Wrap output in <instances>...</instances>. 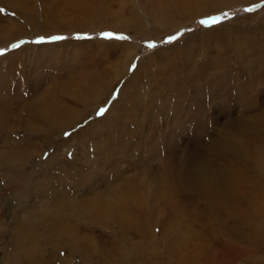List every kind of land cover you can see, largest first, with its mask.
Returning a JSON list of instances; mask_svg holds the SVG:
<instances>
[{"label": "rangeland", "instance_id": "rangeland-1", "mask_svg": "<svg viewBox=\"0 0 264 264\" xmlns=\"http://www.w3.org/2000/svg\"><path fill=\"white\" fill-rule=\"evenodd\" d=\"M260 5H264V0H0V52L3 53L0 54V94L8 95V98H0V102L7 99L14 108H22L19 114V110L13 112L20 119L14 118L11 122L13 128L18 126L12 138L30 148L32 135L27 131V124L32 113L27 109L28 103L41 96L34 101L38 103L48 90L77 114L64 132H55L51 136L47 146L35 139L34 149L40 147L43 152L41 156L36 153L25 168L33 172L29 180L22 178L23 194L20 196L25 200L22 204L29 206L30 203L36 207L45 202L54 204L60 198L53 196V190L66 200L93 198L96 190L104 191L118 183L120 186L125 182L124 177L135 176L139 170L146 168L151 171L149 174H155L170 155L161 148L166 149L173 140L178 141L180 148H193L206 154L205 143L209 144L210 136L216 137L214 133L219 132L225 122L227 125L229 121H237L238 116L244 119L256 116L264 109V92L254 90L257 94L252 99L257 98V106H252L248 97L253 96L237 95L236 85L244 88L249 86L247 80L257 73L264 76V6ZM248 8H254V11H245ZM212 17H221L220 22L207 26L199 23ZM103 33L126 38H105ZM178 33H182L178 39L167 42ZM55 36L65 39H50ZM41 38L44 39L37 42ZM150 44L154 46L149 47ZM252 57L256 63H251L244 73L243 66ZM251 69L256 71L254 76ZM227 80L232 81L231 87ZM111 83L112 89L105 95L98 93ZM122 89L125 92H121ZM121 93L123 99L119 101ZM228 97L229 103L226 102ZM234 99H237L236 105H233ZM35 103L32 105L36 106ZM101 109L105 111L98 115ZM0 117V122H6L2 115ZM257 124L258 130L264 128L263 122ZM200 126L202 129L198 128ZM232 129L236 133L237 128L232 126ZM1 132L2 129L0 147L4 143ZM7 144L6 148H9ZM217 146L220 149L219 144ZM51 155L55 156L59 167L46 164ZM216 157L222 158L223 154ZM184 159L182 164L186 169V155ZM197 165L201 166V160ZM40 169L47 173L46 182H54L55 186L43 190L37 198L33 195V175ZM192 177L194 174L189 172L185 179L188 181ZM2 198L9 200V196ZM4 200L3 207L7 203ZM12 202L14 207L19 205ZM1 219L7 227H0V259H3L12 252L9 243L13 239L7 229L13 219L10 220L7 214H1ZM7 222L11 224L7 225ZM73 225L93 241L98 239L97 234L88 233L79 222ZM87 227L92 228L88 224ZM99 230L111 234V229L97 227ZM59 237L66 245L57 241L62 247L57 248L60 253L52 255L53 260L62 254V257L68 256L70 264H81L78 249L68 251L72 248L68 240ZM103 239L107 247L109 239ZM126 250L129 262L109 260L90 252H85L84 262L174 264L168 262L164 254L146 252L138 257L136 252ZM228 254L227 259L232 255L231 262L226 259L224 264H264L262 252L255 256ZM48 256L51 257L50 251ZM54 262L60 264L59 260Z\"/></svg>", "mask_w": 264, "mask_h": 264}, {"label": "bare ground", "instance_id": "bare-ground-1", "mask_svg": "<svg viewBox=\"0 0 264 264\" xmlns=\"http://www.w3.org/2000/svg\"><path fill=\"white\" fill-rule=\"evenodd\" d=\"M161 15L162 12L159 17ZM255 61L253 57L247 63L244 61V73L251 67V63H256ZM255 74L256 71H253L252 75ZM227 81L228 86L231 87L232 81ZM247 83L249 86L244 88L236 85L239 90V93H236L239 96L240 94L253 96L248 98L254 106L257 103L255 100L257 98L252 99L254 95L264 92V76L257 73L251 80H247ZM112 85L111 83L109 86H104L98 93L105 95ZM206 87L203 86V88ZM254 90H258L257 93ZM123 91L124 89L121 92ZM62 93L66 94V92ZM2 94H0L2 99L8 96ZM218 94L217 96L220 97ZM121 95L122 93L119 101L122 98ZM40 97L34 101L41 99ZM237 99L233 100V105H236ZM228 100H230L229 97L226 99L229 103ZM34 101H29L30 107L27 105V109L29 108V112L32 113L27 124V131L32 135L30 148L24 145L23 147L17 139L12 138L14 136L12 133L16 132L18 126L15 125L13 128L11 122L14 118L17 120L18 116L15 117L14 113L19 110V114L22 108L20 106L14 108L7 99L0 102V116L2 115L4 121L6 120V122H0V129L3 130L1 140L4 141L3 146L0 147V189L3 190H0V227L7 228L4 218L1 219V214H7L10 220L13 219V222L10 221L13 224L7 229L13 239L9 243L12 252L10 251L8 258L0 259V264H54L55 260H59L60 264H70L68 256L62 257V254L53 260L52 255L59 252L57 248L60 246L57 245V241H61L63 246L66 245L59 236H64L68 240L69 247H72L68 251L78 249L83 258L82 261L80 257L81 264H85V252L103 255L109 260L129 262L126 250L128 248L136 252L138 257L146 252L164 254L165 259L174 264H224L229 255L228 252L247 256H255L261 252L264 254V136H262L264 128L259 127L260 130L256 128L257 123H264V109L254 117L249 116V119L238 116L237 121H229L227 125L225 122L219 132L214 133L216 137L211 138L206 134L211 139L209 144L204 142L208 148L205 149L206 154L199 152L200 150L195 151L193 148L188 150L180 148L178 141L173 140L166 149L161 148L164 153L170 155L167 156L168 159L162 161L161 169L155 171V174H149L150 170L146 168L139 170L134 173L135 176L124 177L125 182L120 186L118 183L104 191L94 190L96 194L93 198L80 201L66 200L63 196L54 194L55 190H53L51 192L53 196L60 199L54 204L45 202L36 207L30 206V203L29 206H26L27 203L22 204L24 198L20 196L23 194V187H20L23 184L22 178L26 177L29 180L33 172L26 171V166L31 164L30 160L36 157V153H40L39 156H41L43 152V148L34 149V146L39 139L43 146H47L52 140L51 136L55 132H64L65 127L72 123L77 114L59 102L50 90L44 93L42 100L38 103ZM33 103L36 106H33ZM12 114L14 117L10 116ZM214 119L217 121V118ZM232 126L237 128L236 133L232 132ZM195 130L198 131L197 128ZM6 144L9 148H6ZM216 153L223 154V157H216ZM54 155L48 157L46 164L57 168L59 163L55 161ZM184 155L187 157L186 169L182 164ZM196 156L199 157L194 160L193 157ZM200 160L201 166H198L197 163ZM48 167L45 166V168ZM42 169L33 175L35 179L33 195L37 198L43 190L54 189L55 186L54 182L49 184L46 182L47 173ZM187 169L190 171H185ZM189 172H192L194 177L186 181L185 177ZM4 196H9V200H4L2 198ZM2 200L7 201L4 207L1 203L4 205L5 202ZM12 201L19 205L14 207ZM78 222L88 233L97 234L98 239L93 241V238L81 234L79 227L73 225ZM87 224L92 228L88 229ZM113 225L115 227H112ZM97 227L111 229V234L104 233L103 230L97 231ZM103 238L109 239L107 247ZM49 251L51 257L48 256ZM153 259L155 262L158 261ZM231 259L232 255L227 260L231 262Z\"/></svg>", "mask_w": 264, "mask_h": 264}, {"label": "snow or ice", "instance_id": "snow-or-ice-1", "mask_svg": "<svg viewBox=\"0 0 264 264\" xmlns=\"http://www.w3.org/2000/svg\"><path fill=\"white\" fill-rule=\"evenodd\" d=\"M260 6H264V5H260ZM260 6H257V7H260ZM0 11H2V9H0ZM245 11H248V12H252L254 11V8H248V9H245ZM225 16L227 15L226 13L224 14ZM220 19L221 17H212L210 19H203L201 21H199V23L201 25H204V26H207L208 24H216L218 22H220ZM105 38H116V39H125L126 37H123V36H115V34L113 33H103L102 34ZM182 35V33H178L177 36H171L168 38V41L167 42H172L176 39L179 38V36ZM44 38H41L40 41H37V42H41ZM50 39L52 40H62V39H65V37H62V36H55V37H51ZM154 45H149V47H153ZM18 47V45H17ZM0 54H3L2 52H0ZM105 110L104 109H101V111L98 113V115H102L103 112Z\"/></svg>", "mask_w": 264, "mask_h": 264}]
</instances>
